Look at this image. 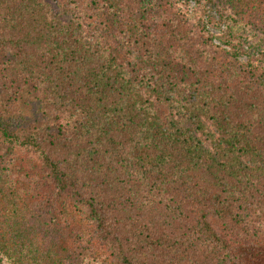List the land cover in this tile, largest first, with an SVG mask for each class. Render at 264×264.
<instances>
[{
  "label": "trees",
  "instance_id": "16d2710c",
  "mask_svg": "<svg viewBox=\"0 0 264 264\" xmlns=\"http://www.w3.org/2000/svg\"><path fill=\"white\" fill-rule=\"evenodd\" d=\"M100 1L0 0V264H264V0Z\"/></svg>",
  "mask_w": 264,
  "mask_h": 264
},
{
  "label": "rangeland",
  "instance_id": "374dc122",
  "mask_svg": "<svg viewBox=\"0 0 264 264\" xmlns=\"http://www.w3.org/2000/svg\"><path fill=\"white\" fill-rule=\"evenodd\" d=\"M60 1L62 2L63 0ZM73 2L78 9L82 10L91 4V0H73ZM96 2L97 5L95 6V10L91 11V18L89 20H92L94 24L104 23L109 28L111 26L110 20L104 13L102 2L100 0H96ZM177 5L193 20L198 17L193 0H188L187 2L178 0ZM224 10L226 13L220 27L210 25L208 22L209 16H212L215 20L219 18L216 7H208L207 12L203 16L205 30L213 36V42L231 51L232 55L236 56L241 62H246L250 55L259 56L260 52H264V35L246 24L237 15L233 7L224 5ZM102 34L105 36V31Z\"/></svg>",
  "mask_w": 264,
  "mask_h": 264
}]
</instances>
